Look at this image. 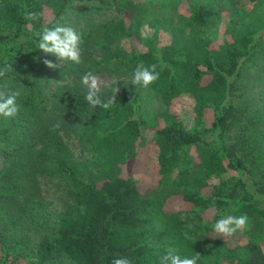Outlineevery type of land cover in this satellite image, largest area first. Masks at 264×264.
Wrapping results in <instances>:
<instances>
[{
	"label": "trees",
	"instance_id": "trees-1",
	"mask_svg": "<svg viewBox=\"0 0 264 264\" xmlns=\"http://www.w3.org/2000/svg\"><path fill=\"white\" fill-rule=\"evenodd\" d=\"M76 2L0 0V68L11 65L0 89L21 93L17 114L0 118V156L17 166L0 171V264H112L122 256L159 264L169 247L181 258L199 254L197 264H264V131L230 141L247 129L232 96L264 38V0H185L162 17L143 0H114L116 15L101 33L82 36L91 59L84 70L165 64L151 87L168 107L183 98L194 105L197 123L169 110L158 115L148 158L154 154L159 180L145 190L130 170L148 131L137 87L108 110L91 108L76 82L55 92L40 87L43 60L54 55L38 49L37 33ZM24 6L39 19L25 20ZM215 23L228 31L218 42L207 36ZM76 132L91 140L101 180L80 175L70 160L63 135ZM56 175L70 183L72 203L61 213L48 211L38 188ZM229 214L246 215L248 224L223 239L213 225Z\"/></svg>",
	"mask_w": 264,
	"mask_h": 264
},
{
	"label": "rangeland",
	"instance_id": "rangeland-1",
	"mask_svg": "<svg viewBox=\"0 0 264 264\" xmlns=\"http://www.w3.org/2000/svg\"><path fill=\"white\" fill-rule=\"evenodd\" d=\"M149 4L154 15L162 17L176 15L182 10L185 0H143ZM114 0H77V6L69 14H67L60 24L74 28L81 36L90 33L96 35L101 33L103 25L113 19L116 15L115 9L109 7ZM228 31L221 26L220 23L212 25L207 36L215 42H218ZM90 43L92 41L89 40ZM109 46V45H107ZM113 47L116 44H112ZM84 47L86 49H84ZM86 44L81 48V63L79 65L69 62H60L55 56L48 60L59 65L55 69H45L40 76V87L45 91L55 92L61 88H66L71 85L78 84L83 89L87 90L82 84V77L88 73L100 77L101 81L109 87H101V92L107 96L112 95V88L118 87L119 91L116 97H122L128 91L138 88V96L141 100V116L147 124V138L143 152L133 165L131 174H134L140 181V187L145 190L151 186L158 184L159 175L157 169V161L154 154L151 156V161L148 158V149L153 147V131L160 125L158 115L165 110H169L174 114L181 113L191 123L198 122V116L195 112L194 105L187 98H183L174 102L168 107L162 96L156 92L151 85L147 88H141L132 84V72L126 71L124 68H111L110 70L101 69L97 71L95 67L91 70H84L83 65L91 63V59L86 54ZM105 49V47H104ZM99 57V56H98ZM102 67V66H101ZM79 78V79H78ZM232 101L236 108L243 113V126L247 125V129L238 128V131L233 132V138L244 131L248 135L262 136L264 131V38L260 44L257 55L245 62L241 68V76L237 80V84L233 91ZM85 123H80L78 127ZM1 127V125H0ZM80 132L70 133L64 136V142L68 148L70 160L77 167L78 173L90 180H101L102 173L94 165V154L91 150V140L87 137L84 141L80 139ZM231 138V142H235V138ZM4 146V143H0ZM11 164L5 162L0 156V171L10 168ZM12 168H17L16 164ZM11 168V169H12ZM178 170L171 175L172 179H176ZM42 198L46 202L48 211L61 213L66 204L72 203L68 196L69 181L64 180L61 176L56 175L47 178V180H39ZM167 188L168 185H160ZM52 264H74L68 258H62Z\"/></svg>",
	"mask_w": 264,
	"mask_h": 264
},
{
	"label": "clouds",
	"instance_id": "clouds-1",
	"mask_svg": "<svg viewBox=\"0 0 264 264\" xmlns=\"http://www.w3.org/2000/svg\"><path fill=\"white\" fill-rule=\"evenodd\" d=\"M24 19L27 21H36L40 14L28 11L24 6ZM39 37L38 49L44 54H52L60 62H69L79 65L81 63V36L72 27L65 26L55 22L52 27H44L41 32L37 33ZM43 63L49 69H55L59 65L54 64L48 59H44ZM157 64L145 65L139 63L134 70L132 76V84L141 88L147 89L160 78V71H163L168 65L161 64L160 71H157ZM11 69L10 64H5L0 68V78H4L7 72ZM82 84L86 87L87 92L85 100L93 109L100 107L104 110L110 109L116 103V94L119 91L118 87L112 88V95L107 99H102L100 92L101 87H109L101 81L100 77L92 72L86 73L82 77ZM21 95L20 91H4L0 89V118L10 119L18 112L17 98ZM59 124L53 125V130L58 129ZM248 217L244 214L223 215L213 225V231L223 239L232 238L236 233L246 228ZM190 227V226H189ZM185 239H191L189 234H184ZM200 255L196 254L193 257L181 258L172 247L167 248L165 254L159 259V264H197ZM112 264H132L128 257H117L112 261Z\"/></svg>",
	"mask_w": 264,
	"mask_h": 264
}]
</instances>
